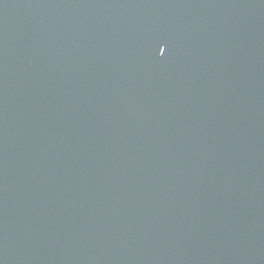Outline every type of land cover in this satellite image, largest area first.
I'll use <instances>...</instances> for the list:
<instances>
[{"label":"water","instance_id":"95a60500","mask_svg":"<svg viewBox=\"0 0 264 264\" xmlns=\"http://www.w3.org/2000/svg\"><path fill=\"white\" fill-rule=\"evenodd\" d=\"M0 264H264V0H0Z\"/></svg>","mask_w":264,"mask_h":264}]
</instances>
